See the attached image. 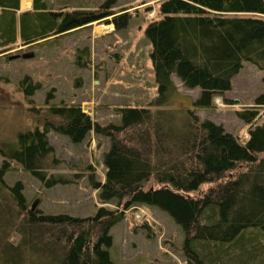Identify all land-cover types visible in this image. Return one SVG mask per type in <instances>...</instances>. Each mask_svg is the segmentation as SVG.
<instances>
[{
  "label": "trees",
  "instance_id": "1",
  "mask_svg": "<svg viewBox=\"0 0 264 264\" xmlns=\"http://www.w3.org/2000/svg\"><path fill=\"white\" fill-rule=\"evenodd\" d=\"M68 1L73 6L55 9L52 0H33L32 9L23 12L21 0H0V45L20 40V46L32 47L101 21L120 30L131 16L127 9H114L118 0L99 7ZM159 16L146 29L157 111L121 107L119 124L101 126L79 105L53 106L56 121L46 119L42 130L19 133L17 148L0 150L50 188L67 183L60 175L46 176L51 162L56 164L51 130L74 143L92 130L111 142L103 159L104 181L92 178L103 206L85 218L28 210L21 182L5 183L10 163L1 165L0 188L10 190L17 208L0 205V228L9 232L17 222L19 231L15 242L3 234L0 264H114L111 230L134 206L156 207L180 226L186 264H264V125L250 127L241 142L195 110L178 119L161 109L176 93L174 76L186 88L200 89L195 109H215L214 98L231 90L245 62L264 69V0H162ZM21 86L27 95L38 88L28 76ZM262 107L264 94L238 115L252 124ZM151 179L160 187L145 190ZM205 185L211 186L202 191ZM113 203L117 209L105 206Z\"/></svg>",
  "mask_w": 264,
  "mask_h": 264
},
{
  "label": "rangeland",
  "instance_id": "2",
  "mask_svg": "<svg viewBox=\"0 0 264 264\" xmlns=\"http://www.w3.org/2000/svg\"><path fill=\"white\" fill-rule=\"evenodd\" d=\"M88 1L93 7H99L106 0ZM161 1L118 0L114 9L118 12L127 9L131 14L128 25L120 30L114 24L101 21L32 47L20 46V40L12 46L0 45V50L7 49L0 53V150L7 152L17 148L18 134L36 128L42 130L46 119L56 121L50 110L53 106L79 105L93 123L101 126L119 124L118 108L121 107H147L152 112L157 111L152 102L158 97V85L146 29L151 21L160 17ZM32 3L33 0H21L22 10L32 8ZM65 3L73 6L68 0H52L55 9ZM30 52L32 58L23 57ZM27 76L33 84H38L29 95L21 86ZM174 80L176 93L161 109L174 112L178 119L186 110H195L202 120L222 125L241 142L247 139L250 127L264 125V107L252 124L238 115L264 94V69L245 62L233 78L231 90L214 98L215 109H195L194 101L200 89L186 88L176 76ZM48 136L54 147L51 158L56 159V164L49 161L51 166L46 176L60 175L67 183L48 188L21 164L0 154V167L6 160L10 163L4 177L6 185L12 187L21 182L28 210L38 200L36 209L44 214L94 216L103 204L92 178L98 184L104 181L103 159L111 146L109 137L93 130L81 143H74L54 130ZM261 157L264 158V154ZM210 186L205 185L201 190ZM159 187L151 179L145 190ZM0 205L12 210L17 208L10 190L4 187L0 188ZM105 206L117 209V203ZM6 230L9 232L0 228V240L3 234L9 233L15 242L19 231L17 222ZM111 235L110 255L114 264H186L180 226L156 207H131L125 211L124 219L112 228Z\"/></svg>",
  "mask_w": 264,
  "mask_h": 264
},
{
  "label": "water",
  "instance_id": "3",
  "mask_svg": "<svg viewBox=\"0 0 264 264\" xmlns=\"http://www.w3.org/2000/svg\"><path fill=\"white\" fill-rule=\"evenodd\" d=\"M15 57H17V56H15ZM23 57L26 58V59H28V58H32V57H33V53L30 52V53L24 54ZM37 205H38V200H36V201L33 203L32 208H31L30 210H31L32 212H34L35 209H36V207H37Z\"/></svg>",
  "mask_w": 264,
  "mask_h": 264
},
{
  "label": "crops",
  "instance_id": "4",
  "mask_svg": "<svg viewBox=\"0 0 264 264\" xmlns=\"http://www.w3.org/2000/svg\"><path fill=\"white\" fill-rule=\"evenodd\" d=\"M31 9H32V8H30V9H26V10H22V7H21V11H23V12H24V11H29V10H31Z\"/></svg>",
  "mask_w": 264,
  "mask_h": 264
},
{
  "label": "bare ground",
  "instance_id": "5",
  "mask_svg": "<svg viewBox=\"0 0 264 264\" xmlns=\"http://www.w3.org/2000/svg\"><path fill=\"white\" fill-rule=\"evenodd\" d=\"M28 2H29V0H28Z\"/></svg>",
  "mask_w": 264,
  "mask_h": 264
}]
</instances>
